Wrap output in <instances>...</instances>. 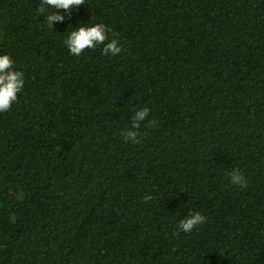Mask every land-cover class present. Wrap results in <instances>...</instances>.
I'll return each mask as SVG.
<instances>
[{
  "label": "trees",
  "instance_id": "16d2710c",
  "mask_svg": "<svg viewBox=\"0 0 264 264\" xmlns=\"http://www.w3.org/2000/svg\"><path fill=\"white\" fill-rule=\"evenodd\" d=\"M38 6L0 0L25 78L0 113V264H264V0H85L53 30ZM78 21L122 52L70 55Z\"/></svg>",
  "mask_w": 264,
  "mask_h": 264
},
{
  "label": "clouds",
  "instance_id": "9594fccd",
  "mask_svg": "<svg viewBox=\"0 0 264 264\" xmlns=\"http://www.w3.org/2000/svg\"><path fill=\"white\" fill-rule=\"evenodd\" d=\"M85 0H39V6L36 8L38 14H44L47 27L53 30L54 25L64 24L66 18L71 16L74 9L83 5ZM111 29L104 23H83L78 21L75 27L69 26L67 35L63 39L70 55L81 56L86 50L101 48V54L104 56L115 57L122 52V44L118 38L109 36ZM14 59L7 53L0 55V113L10 110L17 101L18 94L25 85L24 73L14 67ZM150 108L147 106L137 107L132 111L130 117L131 123L121 129L120 136L125 142L132 144L139 143L142 124L147 121L153 124L149 119ZM229 182L239 188H247L248 181L245 174L239 169L234 168L229 174ZM152 195H145L143 201L152 200ZM205 222V216L199 211H190L186 216L179 220L177 225L178 232L191 233L197 226ZM208 264H213L211 259Z\"/></svg>",
  "mask_w": 264,
  "mask_h": 264
}]
</instances>
